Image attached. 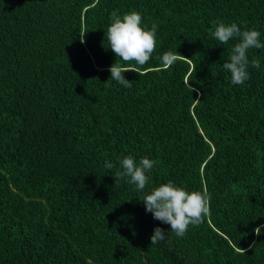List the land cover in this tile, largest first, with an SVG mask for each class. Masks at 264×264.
Returning a JSON list of instances; mask_svg holds the SVG:
<instances>
[{"label": "trees", "instance_id": "trees-1", "mask_svg": "<svg viewBox=\"0 0 264 264\" xmlns=\"http://www.w3.org/2000/svg\"><path fill=\"white\" fill-rule=\"evenodd\" d=\"M133 10L158 46L106 84L111 13ZM221 21L264 43V0H0V264H264V49L231 84ZM127 155L155 161L144 193L116 184ZM168 180L210 195L183 238L139 199Z\"/></svg>", "mask_w": 264, "mask_h": 264}, {"label": "clouds", "instance_id": "clouds-1", "mask_svg": "<svg viewBox=\"0 0 264 264\" xmlns=\"http://www.w3.org/2000/svg\"><path fill=\"white\" fill-rule=\"evenodd\" d=\"M110 20L105 31L109 45L106 49L110 48L117 60L109 69L111 75L106 84L115 81L125 88H131L132 81L126 79L124 73L134 71L128 65L135 64L137 68H142L151 60L158 46V25L153 23L149 28L144 23L143 14L135 10L122 16L113 11ZM214 23L215 30L212 34L218 42L227 44L230 40L237 38L239 40L232 49L229 62L223 63L222 67L230 72L231 84L242 85L250 78L248 71L250 64L253 68H260L259 59L253 58L251 62L249 61L248 51L252 48L264 49V43L260 39L261 32L247 28L242 31L235 22ZM157 58L167 67L174 65L179 57L173 51H167ZM119 164L122 171L113 175L116 184L119 180L126 179L128 184L135 185L138 192L144 193L151 182L149 173L154 169L155 161L148 157H142L137 161L133 155H127L119 160ZM104 167L111 170L115 165L108 161ZM139 199L155 220L170 225V232L180 238L187 234L190 227L202 224L210 212V195L207 189L189 191L172 180L152 187L150 192ZM259 229V227L255 229L257 235ZM166 236L163 228L156 227L150 237L151 245L164 241Z\"/></svg>", "mask_w": 264, "mask_h": 264}]
</instances>
